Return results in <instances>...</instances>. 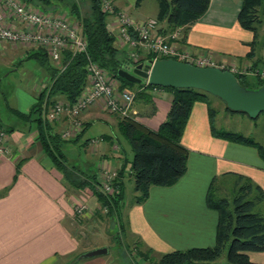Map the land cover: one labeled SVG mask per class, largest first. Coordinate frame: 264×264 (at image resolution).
Returning <instances> with one entry per match:
<instances>
[{
  "label": "crops",
  "instance_id": "obj_1",
  "mask_svg": "<svg viewBox=\"0 0 264 264\" xmlns=\"http://www.w3.org/2000/svg\"><path fill=\"white\" fill-rule=\"evenodd\" d=\"M53 1L55 0H25L28 4L52 13L68 11L70 20L82 28L78 15L88 8L87 1ZM73 1L78 2L77 11L71 7ZM113 3L116 9L125 10L133 19L150 17L134 16L130 12L133 5H137L136 0H114ZM55 4H59L60 8ZM240 6L241 0H209L206 10L197 19L181 25L175 42L180 47L210 54L216 60L235 65L239 69L246 68L243 74L256 78L250 71H264V40L254 42L252 31L238 23ZM63 7H68V10ZM106 22L113 32L114 18L107 15ZM166 25L164 21H159L156 32H169ZM115 44L125 55L126 45L119 42L116 36ZM41 49L43 48L36 46L24 50L43 66L47 65L45 79L36 86L37 92L47 82L48 66L55 65L51 59L45 61L43 56L31 55ZM139 87L142 91L137 95L151 98V107L147 109L148 102L137 99L133 102L135 117L142 125L155 130L166 117L172 93L164 88L162 92L153 94L149 87L144 86L143 81ZM36 94L35 92L32 102L22 107H9L15 120L0 114V128L6 130L8 135V153L0 155V264H66L74 256L98 247L96 242L99 239L105 240L107 226H112V220L117 222V233L123 237L125 219L129 226L128 232L135 234L138 237L136 239L144 245L135 248L125 241L127 247L115 249L112 253L115 264H139L140 257L137 256L140 250H148L158 256L173 248L212 245L215 241L218 213L206 204V192L210 183L217 177L236 176L258 184L264 192V166L258 149L215 136L211 132L207 104L195 101L180 140L187 149L185 173L170 186H151L148 196L142 202L134 201L125 208L120 206V215L115 211L106 216L107 212L101 211L103 206L99 203L96 190L88 186L91 182L85 186L71 184L38 141L35 114L30 113ZM56 99L64 98L59 95ZM113 117L95 104L82 114L83 124L78 130L73 129L67 119L51 123L49 130L59 133L62 128L68 127L73 133L67 139L60 137L61 140L56 142L64 154L61 148L63 143H77L91 122L100 121L110 128L115 124L118 127L117 121H112ZM45 135L52 145V140L46 133ZM100 135L99 146H91L89 138L84 139L80 145L86 148L90 145L89 155L90 152L95 154L100 163L104 159L108 166L115 167L118 171L122 162L127 160L126 155H123L122 149L119 151V143L114 148L116 142L113 137L105 132ZM66 162L80 172L82 177L90 173L88 169L82 170L85 165H81L79 169L71 165L68 158ZM98 169L94 172L97 179ZM77 199L84 200L87 204L80 215H74ZM259 203L263 209L260 212H264V197ZM124 209L128 210L127 213ZM114 221L112 223L116 225ZM101 227L103 231L100 230ZM107 254L108 249L106 259L109 257ZM248 257L253 262L264 263V250L249 251ZM84 262L81 264H107L100 257Z\"/></svg>",
  "mask_w": 264,
  "mask_h": 264
},
{
  "label": "trees",
  "instance_id": "obj_2",
  "mask_svg": "<svg viewBox=\"0 0 264 264\" xmlns=\"http://www.w3.org/2000/svg\"><path fill=\"white\" fill-rule=\"evenodd\" d=\"M81 1H87L88 8L81 15H76L80 18L82 31L87 41L88 56L110 76L119 80V88L126 87L124 83H130V81L117 75V69L128 67L129 63L136 64L142 59L131 61L118 49L115 44V36L107 27V13L100 9L98 0H79V2ZM136 1L138 4L140 0ZM158 1L157 17L167 24L168 30L197 19L206 10L209 2V0ZM71 7L77 11L78 2L73 1ZM263 19L264 0H241L237 20L242 27L252 31L254 42L257 38V26L262 23ZM31 55L43 56L45 61L48 57L44 49ZM61 60L64 65L63 69L52 64L48 66V83L37 92L36 101L33 103L30 113L35 114L38 141L52 161L60 168L64 178L74 186H85L91 182L88 186L96 190L92 184L98 182L96 174L93 172L82 177L80 172L67 164L64 154L56 144L57 141L61 140L59 133L51 132L49 130L51 123L42 118L44 104L48 105L59 95L72 101L86 85L85 55L78 53L71 56L65 51ZM234 75L241 85L249 87L242 84L241 79H239H243L245 74L234 73ZM256 78L257 87L264 83L263 79ZM152 86L154 85L148 84V87ZM162 87L171 91L172 98L165 119L159 123L155 130L147 128L130 117H121L118 121L119 130L132 150L127 172L133 177L134 190L138 192L134 196L135 202H142L148 196L151 186H170L185 173L187 149L180 140L190 108L195 101H204L207 104L210 113L211 132L215 136L255 146L264 166V152L255 140L236 132L215 131L213 129L207 91L193 87ZM146 98L149 97L146 96ZM225 108L228 111L236 112L226 105ZM239 112L246 114L243 111ZM45 133L52 140V145L47 141ZM124 171L123 166L117 171L111 193L105 194L96 190L99 203L107 207L106 214H112L116 211L120 215L121 177ZM213 184L214 181L210 183L207 189L206 204L218 213L214 244L192 246L185 249L173 248L159 254L155 264H214L213 262L224 249H226V260L231 264H264L253 262L248 257L249 251L264 250V212L252 210L254 203L264 197L263 190L258 184L245 181L238 187L232 202H230L227 197L214 195ZM249 193H254L253 198H246ZM141 253L145 255L143 252Z\"/></svg>",
  "mask_w": 264,
  "mask_h": 264
},
{
  "label": "built area",
  "instance_id": "obj_3",
  "mask_svg": "<svg viewBox=\"0 0 264 264\" xmlns=\"http://www.w3.org/2000/svg\"><path fill=\"white\" fill-rule=\"evenodd\" d=\"M98 1L100 9L114 18L115 30L112 33L119 42L126 45V56L131 61L142 59L140 62H143L146 59L153 61L157 58L172 57L198 66H214L229 70L233 74L246 71V68L239 69L235 65L218 61L210 54L180 47L175 41L180 34L181 25L173 27L165 34H160L156 32L158 24L156 18L133 19L125 10L116 9L113 0ZM108 25L107 23V27ZM0 42L21 47L39 46L60 69L64 67L61 56L65 51L71 56L78 53L85 55V87L72 101L55 99L48 105L44 104L42 118L45 121L55 123L65 117L73 129L78 130L82 123L77 116L95 104H98L102 110L116 113L121 117L136 118L132 108L135 91L127 87L119 88L116 78L110 76L88 56V45L82 28L70 20L68 11L52 13L31 3L28 4L24 0H0ZM129 65L132 67L135 64L129 63ZM250 72L264 80L263 70L254 69ZM143 84L148 87L149 83L143 79ZM163 89L160 85L149 87L154 94L162 92ZM72 134L68 127L62 128L59 132L62 138H68ZM7 136L6 130L0 128V155L8 153ZM114 148H117V144ZM98 176V182L93 184L95 189L105 194L111 193L117 169H110L107 164L101 165ZM86 208L87 204L84 200H75L74 215L82 214ZM103 211L106 212L107 207L103 206Z\"/></svg>",
  "mask_w": 264,
  "mask_h": 264
},
{
  "label": "rangeland",
  "instance_id": "obj_4",
  "mask_svg": "<svg viewBox=\"0 0 264 264\" xmlns=\"http://www.w3.org/2000/svg\"><path fill=\"white\" fill-rule=\"evenodd\" d=\"M129 1H133V0H129ZM53 2H56V0ZM158 4H159L158 0H140V2L137 5L135 4L133 5V7L130 9V12L134 16L154 17L159 22L160 20L157 17L158 11H156ZM36 6H40V5H36ZM56 6L60 8L59 4ZM63 8L68 10V7H63ZM73 23H75V21ZM263 40H264V19L262 23L257 26V38H256L257 42H261ZM26 48L27 47L15 46L0 42V114L2 117L5 116L8 119L15 120L14 115L9 111V107H17V106L22 107L28 104V102H32L34 100L35 92L37 93L36 86H39L40 84L39 82L45 79V72L47 65L45 64L46 66H43L41 63H39L38 60L28 55L26 51H24ZM47 59H50V57L48 56ZM239 79H241L242 84L249 86V88L257 87V78L246 75L243 79L242 78ZM116 81L117 83L119 82L118 79H116ZM142 81L143 79H141L140 82ZM140 82L130 81V83H124V85L127 88L131 89L132 91L135 92L137 91L136 93L139 94L142 91L141 88L139 87ZM47 83L48 82H46V84ZM43 88L44 86L38 89L41 90ZM137 94L135 95L133 102L136 101L137 99L146 100V102H148L146 107L147 109H150L149 107H151V104L149 103V101H151V98L147 99L146 96H139L140 94L139 95ZM206 95L212 112L211 121H212L213 129L215 131H231V132L239 133L244 137L255 140L259 144V146H261L264 152V112L259 113L254 118H251L248 115L243 114L241 112H231L226 110L224 102L221 99L208 92L206 93ZM132 108H133V103H132ZM103 111L109 115L114 116L112 118L113 120L111 119L114 122L117 121L118 123L119 119L121 118V116H119L116 113L108 112L105 110ZM83 113L84 112H82L80 115L77 116V119L80 120L81 123H82ZM131 116H133V114H131ZM63 119H65V117H63ZM135 120L138 121V119L136 118ZM104 132L107 133V135H110L111 138L113 137L117 145L119 143L118 146L119 151H121L122 149L124 151L123 155H126L127 158V160L125 162H122V165H120V167L123 166L125 170L121 177L122 203L120 206H123L122 208H125L127 206H130V204L134 202V196L135 194H138V192L134 190L133 177L127 173L129 169L130 159L132 157V150L128 141L125 139V137L118 129L116 124L112 128H110L109 126H106L100 121L97 122L93 121L91 122L90 126H88V128L85 130L81 140H79L77 143L75 142L63 143L64 145L61 148L71 165L76 166L79 169H81L80 168L81 165H85V167L82 170H86V169L90 170V173H87L89 175L95 172L97 168H100L99 166L101 165L106 166V161L104 159H102L103 161L102 163H100V161L94 156L95 154H92L90 152L89 155L88 153V151H90L89 148L92 145L95 144L97 146L100 145L101 139H99V137H101L100 134ZM86 138H89L88 142L91 145V146L89 145V147L87 148L80 145V143ZM108 168L114 169L115 167L109 165ZM245 181L248 180L245 178H238L236 176L230 178L217 177L216 180H214V184H213L214 188L212 187V190L214 192V195L227 197V199L230 202H232V198L236 194L238 187L241 184H243ZM253 196L254 193H249L247 194L246 198H253ZM260 201L258 202L256 201L254 203L252 208L253 211L260 212L263 210L260 205L261 203H259ZM101 211H103V209H101ZM124 211L125 213H127L128 210L124 209ZM106 216H109V214H107ZM112 221H111L112 226H107V234L104 235L105 240L103 241V239H99L96 242L98 247L102 246L108 249V253H109L107 254L109 255L108 259L105 258L106 257L105 253L96 254L89 257H80L79 255H76L72 260H69L66 264H81L83 261L87 263L88 261H91L92 259H97L99 257L105 259L107 264H115V259L112 253L114 252L115 249L119 250L120 248L127 247L128 244L125 246V241L128 242L130 246L135 248L139 247L138 245H141L140 240L136 239L138 237H136L135 234L128 232L129 226L128 224H126L125 219H124L125 229H124L123 237L117 233L119 231L117 230L118 228L117 222L114 221L116 224L114 225ZM100 230L103 231V228L101 227ZM141 246L143 247L144 245ZM132 252L135 251L132 250ZM141 252H143L145 255H142ZM225 254H226V249L222 251L221 255L213 263L231 264L226 260ZM137 257H140L138 261L139 264H141L142 262H143L142 264H155L157 261L156 260L157 256L153 255L152 252L148 250L138 251Z\"/></svg>",
  "mask_w": 264,
  "mask_h": 264
},
{
  "label": "water",
  "instance_id": "obj_5",
  "mask_svg": "<svg viewBox=\"0 0 264 264\" xmlns=\"http://www.w3.org/2000/svg\"><path fill=\"white\" fill-rule=\"evenodd\" d=\"M117 75L129 81L146 79L149 84L170 87H193L220 98L236 112L243 111L249 117L264 112V83L255 88L241 85L229 70L214 66H198L172 57L146 59L134 66L119 67ZM106 247H95L79 254L89 257L106 253Z\"/></svg>",
  "mask_w": 264,
  "mask_h": 264
}]
</instances>
